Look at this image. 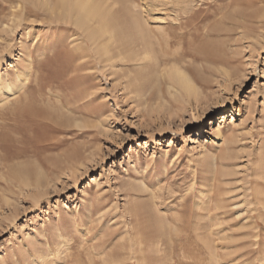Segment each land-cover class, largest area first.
Returning a JSON list of instances; mask_svg holds the SVG:
<instances>
[{
	"label": "rangeland",
	"instance_id": "obj_1",
	"mask_svg": "<svg viewBox=\"0 0 264 264\" xmlns=\"http://www.w3.org/2000/svg\"><path fill=\"white\" fill-rule=\"evenodd\" d=\"M23 1L0 0V85L26 75L0 89V264H264V0H130L147 46L120 10L101 56Z\"/></svg>",
	"mask_w": 264,
	"mask_h": 264
},
{
	"label": "bare ground",
	"instance_id": "obj_2",
	"mask_svg": "<svg viewBox=\"0 0 264 264\" xmlns=\"http://www.w3.org/2000/svg\"><path fill=\"white\" fill-rule=\"evenodd\" d=\"M46 2H48V1H45V3ZM117 3H120V7H117ZM48 5L50 6L51 3H48L47 7H48ZM53 5L59 10V14H58L59 18L63 17L62 19H65L68 22L69 21L72 22V24H74L79 30L81 29L84 31V33H86L85 36L87 37L88 41L91 42L92 46H93V44L96 46L97 52L100 54V56H101V54H106L108 52L110 54L112 53V52H110V50H111L110 46H111V44L113 45V43L115 44L114 39H116V36H117V16H116V13H119L120 10L123 12L124 17L127 20L131 19V21L133 22V23H131L130 27L136 28L137 31H139V34L137 33V35H140V37L139 36L138 37L140 38V41L143 42L142 47L147 46L146 43H148V40H149L148 36L150 34L149 33L146 34L147 32L145 30V25L143 26V24H142L143 21L139 15V12H137V10L134 9L135 5H133L130 2V0H53ZM141 5H142L141 8L144 9V11L152 12L153 9L151 8V5L148 4V2L142 1ZM52 6H51V9H52ZM118 8H119V10H118ZM53 10H54V8H53ZM21 13H23V12H21ZM21 13H20V15H21ZM54 13H55V11H54ZM140 14H143V13L141 12ZM176 22H174V24L171 23L169 25V28L166 27L167 28L166 30L168 31L170 29L168 31V33L173 34L174 36H177V37L181 34L180 35V37H181L182 36L181 31H179L180 32L179 35L176 32L177 28H178V30H180V28H179L180 24H177ZM123 23H124V21H123ZM127 24L129 26V23H127ZM125 27H126V25H125ZM127 27L125 28L126 30H127ZM131 31H132V29H131ZM167 37H170V36H168V35L165 36V39ZM146 39H148V40H146ZM144 40L147 42H144ZM151 45H153V43ZM114 46L115 45H113L112 47H114ZM145 48H147V47H145ZM112 51H114V50H112ZM145 53H146V51H145ZM113 54H114V52H113ZM107 61H110V59H108ZM176 72L181 79H183L185 82L186 81L188 82L189 79L187 76H185L186 74L183 71L177 70ZM179 77H176V78H178V80H179L180 79ZM25 83H26V75L24 74V75L20 76L19 81H18V86H13L10 82V83H7L8 84L7 86H5V84L0 85V89L4 90L5 92L10 91L13 94V93L17 92V90L20 89L23 85H25ZM187 84L189 85V83H187ZM27 105H29V104H27Z\"/></svg>",
	"mask_w": 264,
	"mask_h": 264
}]
</instances>
